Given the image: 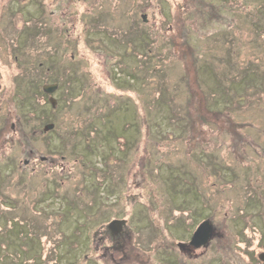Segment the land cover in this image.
<instances>
[{"label": "rangeland", "instance_id": "rangeland-1", "mask_svg": "<svg viewBox=\"0 0 264 264\" xmlns=\"http://www.w3.org/2000/svg\"><path fill=\"white\" fill-rule=\"evenodd\" d=\"M254 230L264 0H0V264H250Z\"/></svg>", "mask_w": 264, "mask_h": 264}, {"label": "water", "instance_id": "water-1", "mask_svg": "<svg viewBox=\"0 0 264 264\" xmlns=\"http://www.w3.org/2000/svg\"><path fill=\"white\" fill-rule=\"evenodd\" d=\"M56 88V85H46L44 86V90L47 92H51ZM54 104V101L51 100ZM53 127V124H46L44 126V131H48L49 129H51ZM125 224V220L124 219H115L112 220L109 224H108V228L114 232H117L118 230H120L122 228V226ZM213 226L211 225V223L209 222V220H204L203 222H201L198 227L196 228V230L194 231L189 245L193 246L194 248L200 247L201 245H205L208 240L210 239V237L213 235ZM179 247H182V243H178Z\"/></svg>", "mask_w": 264, "mask_h": 264}, {"label": "flooded vegetation", "instance_id": "flooded-vegetation-1", "mask_svg": "<svg viewBox=\"0 0 264 264\" xmlns=\"http://www.w3.org/2000/svg\"><path fill=\"white\" fill-rule=\"evenodd\" d=\"M169 26H170V28H168V29H171L172 25H169ZM60 88H61V83L58 84V89H60ZM42 90H43V86H42ZM48 97H49V95H48ZM253 229H255V228H253ZM124 230H125V227H123L122 231H119L117 233L111 232L112 240L115 241V240H121V239L127 238L126 235L123 234ZM193 231H194V229L191 228V230L189 232L190 236H191ZM257 231L254 230L253 234L251 235V247H250L251 253H249V252L247 253L248 262L250 264H264V239L262 238V236L260 234V233H262V230H257ZM188 241H189V239L187 238L185 240V242H186L185 244H187ZM245 246H246V244H245ZM199 249H201V248H199ZM182 251H183V253L194 255L197 250H192L190 247L185 246L182 248Z\"/></svg>", "mask_w": 264, "mask_h": 264}, {"label": "trees", "instance_id": "trees-1", "mask_svg": "<svg viewBox=\"0 0 264 264\" xmlns=\"http://www.w3.org/2000/svg\"><path fill=\"white\" fill-rule=\"evenodd\" d=\"M188 49H190L188 46H187ZM130 238H127V239H121V240H115L113 241L111 238H110V245L107 246L106 248H111L113 250V253H117L118 254V257H122L123 259L125 258V251L127 250L128 247H130V241H129Z\"/></svg>", "mask_w": 264, "mask_h": 264}]
</instances>
